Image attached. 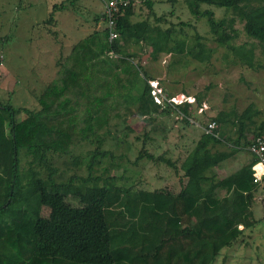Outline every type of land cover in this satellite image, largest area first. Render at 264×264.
Instances as JSON below:
<instances>
[{
    "label": "trees",
    "instance_id": "trees-1",
    "mask_svg": "<svg viewBox=\"0 0 264 264\" xmlns=\"http://www.w3.org/2000/svg\"><path fill=\"white\" fill-rule=\"evenodd\" d=\"M76 1L53 5L43 23L55 25L54 12ZM97 1L102 10L93 25L99 27L59 57L55 76L36 96L38 106L0 102V264H213L230 258L222 250L247 245L264 220V213L254 214V193L264 178L253 182L256 158L248 150L264 137V121H255L259 109L249 104L202 122L197 110L204 95L173 103L174 95L160 87L153 94L155 79L141 64L144 48L155 58L189 56L199 64L209 62L213 49L197 33L182 32L188 22L173 24L167 15H156V1L114 0L111 16ZM201 4L228 11L216 20L211 9L200 11ZM188 5L193 15L207 19L215 43L230 51L234 65L264 69L255 60V46L264 53V0H189ZM235 23L256 45L234 43ZM110 32L116 35L111 41ZM127 113L142 116L149 129L137 133ZM160 115H174L185 127L198 123L201 132L183 154L149 151L157 149L150 134L167 131ZM210 121L218 125L217 137L204 131ZM84 146L86 151L74 153ZM237 150L249 153L250 162L216 178L212 170ZM63 156L85 174L64 178L55 162ZM149 162L179 177L180 189H137L132 175ZM111 170L121 173L108 175Z\"/></svg>",
    "mask_w": 264,
    "mask_h": 264
},
{
    "label": "rangeland",
    "instance_id": "rangeland-1",
    "mask_svg": "<svg viewBox=\"0 0 264 264\" xmlns=\"http://www.w3.org/2000/svg\"><path fill=\"white\" fill-rule=\"evenodd\" d=\"M153 1H156V15H167V20L173 24L188 22L191 26L183 27L182 32L189 36L197 33L201 37L200 42L213 50L209 62L199 64L189 56L182 58L160 54L155 58V55H151L144 48L141 64L156 79L158 85L152 83L157 88L164 89L167 94H173L177 103L182 99L181 94L191 98L194 94L204 95L207 108L200 117L202 122H207L212 117L210 113L214 116L219 111L230 112L233 109L239 113L249 104L260 111L255 121H264V69L251 70L234 65L230 51L215 43L207 19L191 13L189 0ZM66 2L67 0H0V102L7 101L13 107L38 106L36 96L55 76L60 60L78 40L91 32L93 17L99 9L102 10V5L97 0L68 2L67 10L54 12L55 25L43 23L51 13L53 5ZM141 9V13H147L145 7ZM199 9H211L216 20L224 17L228 11L204 4L199 5ZM234 27L238 31V38L234 42L236 45L256 43L245 37L240 23H235ZM59 57L62 58L59 60ZM255 60L264 66V53L258 45L255 46ZM127 115L137 133H142L143 128L149 129L142 121V116ZM158 119L164 121L167 131L156 130L150 134L157 149H148L155 156L162 152L169 157H175L178 152L183 154L200 134L197 122L193 126L185 127L174 120V115L166 118L160 115ZM191 123L193 124L192 120ZM181 134L185 137L182 138ZM163 135L167 136V141H163ZM131 140L132 137H129V141ZM86 150L87 146L78 147L74 153L80 154ZM118 151L121 149H116L115 154ZM68 159V156L55 158L56 166L64 178L72 173L85 174L82 167L69 165ZM128 159L132 161L133 157L129 156ZM130 169L136 171L139 166ZM120 173L121 170H111L108 175L118 176ZM135 173L132 180L140 190L171 188L176 181L172 171L165 172L162 165L152 162ZM130 184L131 181L126 183ZM246 242L247 245L239 246L235 251L223 249L222 252L231 257L225 259L221 256L213 264H264V220L253 228Z\"/></svg>",
    "mask_w": 264,
    "mask_h": 264
},
{
    "label": "crops",
    "instance_id": "crops-1",
    "mask_svg": "<svg viewBox=\"0 0 264 264\" xmlns=\"http://www.w3.org/2000/svg\"><path fill=\"white\" fill-rule=\"evenodd\" d=\"M100 11H101V9L98 10V12H100ZM94 25H92L91 31H93L94 29L99 27V24L97 25L96 28ZM155 81H156V79H155ZM181 95H183V94H181ZM206 108H207L206 107V97H204L201 108L197 110L201 113H198V112L197 113L199 115L205 113V111H203V110H206ZM209 115L213 116V114H211V113ZM219 128L221 129V126H219ZM198 129H200V128H198ZM200 132H201V129H200ZM181 137L184 138L185 135L181 134ZM220 149H223V148H220ZM250 160H251V156L249 153H247L244 150H237L235 153L231 154L227 159H225L223 162H221L217 167H215L212 170V174L218 179H223L224 177H226L230 174H233L234 172L238 171L243 166L247 165L250 162ZM174 175H173V177L176 179V181H175V183L172 184L170 189L173 191H178L180 189V185L178 182L179 177L177 178ZM221 192L223 193V191H221ZM262 200H264V182L263 181H262L261 190H258L257 192L254 193V214L255 215H260V213L261 214L264 213V208H262Z\"/></svg>",
    "mask_w": 264,
    "mask_h": 264
},
{
    "label": "built area",
    "instance_id": "built-area-1",
    "mask_svg": "<svg viewBox=\"0 0 264 264\" xmlns=\"http://www.w3.org/2000/svg\"><path fill=\"white\" fill-rule=\"evenodd\" d=\"M103 4V8L105 11L111 16V12L116 11V2L114 0H99ZM109 24L111 25L112 22L109 20ZM116 37L115 33L110 32L108 35V40H113ZM111 55V53H109ZM152 82H150L151 84ZM154 83V82H153ZM152 83V84H153ZM153 87V94L159 93V89H157L156 85H152ZM157 102H159V98H155ZM189 100V99H188ZM171 101L173 103H177L175 101V98H171ZM218 125L214 121H210L206 124V127L204 131L206 133H209L215 137L218 136L217 133ZM249 152L252 154V156H255L256 162L251 166L252 170V177L253 182L258 183L262 181L264 178V137H258L256 138L249 146H248Z\"/></svg>",
    "mask_w": 264,
    "mask_h": 264
},
{
    "label": "clouds",
    "instance_id": "clouds-1",
    "mask_svg": "<svg viewBox=\"0 0 264 264\" xmlns=\"http://www.w3.org/2000/svg\"><path fill=\"white\" fill-rule=\"evenodd\" d=\"M154 83H156V85H157V82H154ZM191 97H184V95H182V99H181V101L180 102H182V100H187L188 102H193V98H191ZM189 99V100H188ZM180 102H178V103H180Z\"/></svg>",
    "mask_w": 264,
    "mask_h": 264
}]
</instances>
